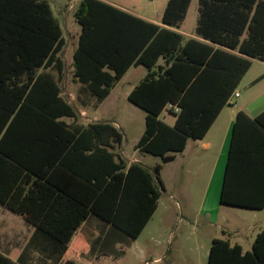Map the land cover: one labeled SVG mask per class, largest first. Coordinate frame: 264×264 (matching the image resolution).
<instances>
[{
  "label": "trees",
  "instance_id": "1",
  "mask_svg": "<svg viewBox=\"0 0 264 264\" xmlns=\"http://www.w3.org/2000/svg\"><path fill=\"white\" fill-rule=\"evenodd\" d=\"M191 1L168 0L167 26L105 0H80L74 11L80 102L104 101L131 66H146L128 95L146 111L135 148L164 162L206 135L252 59L264 61V0H199L194 34L203 40L178 30ZM66 43L48 0H0V203L36 226L26 250H39L47 264H91L80 255L87 249L82 223L94 214L137 239L159 206L162 164L150 169L124 159L113 122L76 121L60 84ZM165 110L173 124L162 119ZM59 170L75 178V192L55 181ZM221 202L264 208V110L237 113ZM0 264L25 263L0 252ZM207 264H264V230L247 251L214 238Z\"/></svg>",
  "mask_w": 264,
  "mask_h": 264
},
{
  "label": "rangeland",
  "instance_id": "2",
  "mask_svg": "<svg viewBox=\"0 0 264 264\" xmlns=\"http://www.w3.org/2000/svg\"><path fill=\"white\" fill-rule=\"evenodd\" d=\"M54 14L60 20L64 36L67 40L61 56L64 61H73V48L77 43V34L81 26L76 21L74 11L80 0H48ZM129 7L133 11L160 20L168 0H113ZM199 0H192L187 16L181 25L185 33H193L198 21ZM71 34V37L69 36ZM69 74L61 81L62 94L77 110L79 123L87 124L94 120L114 121L123 135L121 145L116 143V151L127 161L138 159L148 168L156 163L163 165L162 180L164 189L159 199V208L137 239L127 236L126 240L117 246L113 256H101L96 264H207L212 237L232 239L238 232L251 234L264 225V210L249 207L224 204L218 221L210 223L203 215L197 216L199 199L188 201L184 199V156L164 162L161 157L150 153H142L135 149V143L145 129L146 111L134 104L128 98V91L136 81L139 72L146 71L144 65L132 67L125 78L113 88L111 94L98 103L91 99L85 106L77 98L78 83L72 79L70 61ZM241 97H232L233 101L256 100L264 95V61L258 59L250 67L238 86ZM74 96L71 99L70 96ZM83 110V111H82ZM83 113L81 116L80 113ZM162 119L173 124L175 115L167 110ZM72 121V118H65ZM211 175L207 167L203 176L206 183ZM203 192V191H202ZM215 219L217 215H213ZM25 219L0 205V227L10 226L15 230L25 231ZM226 229L229 234H224ZM0 244V252L12 257ZM119 252V253H118ZM155 258H159L158 261Z\"/></svg>",
  "mask_w": 264,
  "mask_h": 264
},
{
  "label": "crops",
  "instance_id": "3",
  "mask_svg": "<svg viewBox=\"0 0 264 264\" xmlns=\"http://www.w3.org/2000/svg\"><path fill=\"white\" fill-rule=\"evenodd\" d=\"M105 1L113 5H116L124 10H127L137 16H140L148 21L160 24L162 26H167L164 23H162L160 20H155L151 17L139 14L133 11L132 9H130L129 7H126L125 5L117 3L113 0H105ZM178 30L186 38L194 37L203 40L201 37H198L197 35L194 34L195 30L193 31V33L190 34L183 32L181 28ZM80 32L78 31L77 34L76 46L78 44ZM69 36L71 37V34H69ZM76 46L73 48V54ZM256 60L258 59L256 58L252 59V65ZM67 61H65V76H64V78L66 77V79L69 74V65ZM69 61L71 63L70 65H72L71 66L72 79L74 82L79 84L78 85V89H79L80 83L76 81L73 76V69H74L73 61L71 60V58ZM139 66L142 65L131 66L126 72V74L123 76V78L126 77V75L130 72L132 67L137 68ZM145 68L146 71L139 72L137 75H135L137 79L136 81H134V83H132V87L128 91L127 95H129L131 90L145 77L148 70L146 66ZM54 74L56 77H59V74L56 71ZM236 91H238V89ZM233 96L235 95L233 94L232 97ZM241 96L242 94L240 93L237 98ZM232 97L230 99V103L224 106V108L220 111L219 115L216 117L215 121L213 122V124L211 125L208 132L203 138L188 139L185 149L181 152L175 153V159H177L178 155L184 156V199L188 201L189 199L192 200L193 198L197 197L200 201L199 208L197 210V216L203 215L208 219L210 223L218 221L219 215L221 214L222 207L224 205V203L221 202V193L224 184L225 171L228 162L229 150L232 141L234 124L236 121L237 113L240 110H243L249 116L255 117L264 110V95L263 97L256 100L254 99L242 100L241 103H237L238 101H233ZM70 98L74 99V96L72 95L70 96ZM77 98H78V91H77ZM91 99L94 98L88 97L87 99H85V101L89 103ZM83 113L82 112L80 113L81 116L83 115ZM93 121H103V120L93 119ZM174 121H175V117H174ZM111 122L114 123V121ZM143 132L144 130L139 135L136 143L140 139ZM136 150L142 152L140 149H136ZM142 153H146V152H142ZM132 161L141 162L138 159L129 160V162ZM68 163H71V160H68ZM156 164H160V162ZM207 167H210L211 175L207 180L206 188H204L203 190L202 184H205V177L203 176V174L207 169ZM162 170H163V165L161 169V178H162ZM55 181L60 183L63 187L67 188L71 192H75L76 190L75 178H73V176H70L69 174H66V172H64L63 170L58 171V174L55 177ZM0 205L2 206L3 204L0 203ZM3 207L9 209L4 205ZM9 210L12 211L11 209ZM257 210H264V208ZM213 215H217L215 219H213L214 218ZM24 219H25L24 225H26L25 231L21 232L19 230L13 229L10 226L0 227V244L4 246L5 248L4 250L6 252L12 254V257L10 256L9 257L12 258L13 260L20 259L25 264L50 263V259L47 260V258L34 247H31L29 248V250L28 249L26 250V247L28 246L34 235L36 226L32 222L28 221L25 217ZM259 228L260 229L258 231L251 233L249 235L243 232L242 233L238 232L237 233L238 235L235 236L234 241H232V239L229 240L232 243H239L240 245H242L244 251L252 250L255 237L260 231L264 230V225L261 224ZM79 232L83 235L87 244L86 251L82 252L80 255L85 259H87L88 261H90L91 264H96L94 263L93 260L95 259V262H98L101 256H113L114 252H116L117 246H120L127 239L126 238L127 236L124 232L115 229L113 226H111L110 223H107L102 218L94 214H89L88 218L80 226ZM229 232L230 231L223 229L224 234H229ZM214 238H220V237L217 236L212 237L211 239L212 242ZM224 239H226V237ZM155 260L158 261L159 258H155Z\"/></svg>",
  "mask_w": 264,
  "mask_h": 264
},
{
  "label": "built area",
  "instance_id": "4",
  "mask_svg": "<svg viewBox=\"0 0 264 264\" xmlns=\"http://www.w3.org/2000/svg\"><path fill=\"white\" fill-rule=\"evenodd\" d=\"M239 94H240V93H239L238 91H236V92L234 93L235 97H238Z\"/></svg>",
  "mask_w": 264,
  "mask_h": 264
}]
</instances>
